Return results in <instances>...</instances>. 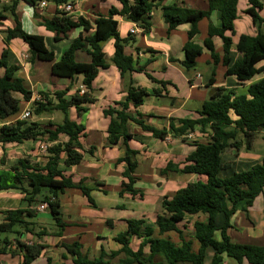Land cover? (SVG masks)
<instances>
[{
	"label": "trees",
	"instance_id": "16d2710c",
	"mask_svg": "<svg viewBox=\"0 0 264 264\" xmlns=\"http://www.w3.org/2000/svg\"><path fill=\"white\" fill-rule=\"evenodd\" d=\"M25 1L39 9L41 0ZM49 1L56 4L57 11L52 18H45V21L56 32V41L63 40L71 30L78 27H82L87 34L81 33L73 39L70 47L56 61L55 53L46 45L44 36L25 31L17 15L12 13L16 24L6 31V47L0 57V120L7 121L18 115L22 101L29 102L33 97V92L27 87L25 80L15 76L19 67L9 64L7 44L15 37L28 44L32 61L51 62L54 75L72 81L77 75H82V84L86 90L81 94L78 88L69 97L67 95L71 87L56 91L53 97L51 93L41 91L44 100L35 101L33 113L40 116L44 112L59 110L64 114L62 122L42 123L17 119L0 126V145L38 139L49 144L45 163H33L29 158H21L9 169L0 170V191L19 188L24 194L22 203L26 206L4 211L5 218L0 222V232H14L15 235L13 239L5 237L0 240V262L3 254H21L22 264H32L48 247L47 243L41 241L43 236H63L69 223L63 219L59 196L65 189H80L89 203L97 206L91 195L92 190L82 185V182L76 183L71 176L65 174L59 164L60 160L64 159L67 166H74L84 159L80 142L84 126L70 118L69 110L75 108L81 116L88 111L87 105L95 102L93 82L99 71L108 66L102 42L114 39L112 61L121 74L144 72L150 79L162 85L166 84L165 81L157 80L145 67L135 66L134 57L125 51L132 39L121 37L119 21L116 19V16H123L147 33L151 30V14L156 7V0H118L122 4L121 9L112 7L108 15L99 14L93 22L83 16L75 19L72 14L59 8L68 2H74L73 0ZM248 1L250 7L247 13L255 23L264 22L259 14L263 3L260 0ZM238 2L239 0H209L210 6L207 10L177 4L162 8L169 33L180 25H190L188 41L184 46V58L180 61L183 67L194 68L204 47L211 52L214 69L209 86L215 83L216 67L221 59L216 52L213 40L215 36H219L223 41L226 76H235L239 82H247L257 75L264 74V32L260 30L255 36L243 34L236 45L232 37L227 35L229 31L234 33ZM15 3L16 0L13 5ZM215 10L221 13V24L216 26L210 22L208 35L202 46L195 41L200 33L198 24L202 19L210 18ZM36 14L40 16L39 10ZM0 18H3L1 12ZM234 46L239 58L233 62L230 53ZM79 50L86 51L91 60L78 61L76 54ZM154 92L157 95L161 93L157 89ZM16 94H20L22 98ZM148 95L145 88L130 85L124 100L116 101L114 107L104 110L105 116L110 118L107 129L109 143L115 145L122 140L126 146V155L119 159V162L126 164L123 176L127 179L122 182L120 196L126 193L133 196L142 195L135 187L138 178L134 172L139 161L136 157L138 152L128 144V139L134 136L128 128L130 122L139 125L144 131L151 132L158 139H165L171 134L183 142H189L188 135L195 131L207 135L205 140H191L190 144L194 145L195 150L186 157L182 165L169 161L161 170L163 174L195 173L205 176L206 180L190 182L173 194L164 196L161 200L162 211L158 214L155 225L146 224L144 218L129 219L126 231L114 238L121 245L118 250L107 251L102 247L100 254L92 257L88 251L83 250L84 245L80 240L61 241L57 246L65 250L63 258L71 257L73 264H206L207 250L211 249L214 254L210 264H223L225 256L236 259L240 264L245 260L250 264H264V244L239 243L233 241L228 234L231 217L237 212L238 204L245 202L244 208L248 211L254 200L264 193V158L248 169L234 171L229 176L221 174L224 167L222 156L228 150L238 154L244 147L251 148L258 133L264 130V76L250 84L246 94L226 92L224 88L217 87L216 92L198 111V118H171L169 127L164 128L147 123L146 116L141 113L137 116L129 113L131 106H142ZM63 136L67 137L66 141L62 140ZM42 204L47 205L46 208L55 222L58 229L55 233H50L47 227H40L29 220L37 216L38 210L33 207ZM199 214L206 215L207 219L195 220L193 231H186V225L180 227L186 216ZM219 214L225 216V221L220 227L217 224ZM218 230L221 239L215 237ZM27 233L37 240L29 242L24 239L23 236ZM172 234H176L178 240H174ZM134 238L140 239L137 249L132 247ZM47 261V264H51L52 259L48 258Z\"/></svg>",
	"mask_w": 264,
	"mask_h": 264
},
{
	"label": "crops",
	"instance_id": "0c3cea01",
	"mask_svg": "<svg viewBox=\"0 0 264 264\" xmlns=\"http://www.w3.org/2000/svg\"><path fill=\"white\" fill-rule=\"evenodd\" d=\"M46 1L47 6L42 9L39 8L40 16H37L36 12L38 10L25 0H16L15 5H13L14 0H0V12L3 16V18H0V57L6 47V31L16 24L12 13L17 15L25 31L44 36L46 45L55 53L56 61L70 47L73 39L81 33L83 35L87 34L82 27H78L71 30L63 40L56 41L54 39L56 32L46 23L45 18H52L56 14L57 6L54 2ZM73 1L68 2L75 7L72 12L73 17L76 19L83 16L91 22L99 14L108 15L112 7L122 8V4L118 0ZM260 1L263 3V8L259 14L264 19V0ZM174 4L197 10H207L210 6L209 0H156V7L151 14V30L147 33H144L136 23L127 20L123 16H116L119 21L121 37L132 39L126 46L125 51L134 57L135 66L145 67L157 80L165 81L166 84L162 85L150 79L144 72L121 74L112 61L114 39L110 38L102 42L108 66L99 71L93 82L95 102L88 104V111L81 116L77 114L75 108L69 110L70 118L84 126L83 135L80 138L84 159L80 164L74 166H67L65 160L62 159L59 167L63 169L66 175L71 176L76 183L82 182V185L89 187L92 190L91 195L94 199L101 194H107L108 188L112 186L117 190L120 201L104 206L98 200H95L97 206L94 207L91 206L80 189H65L60 194L59 200L63 219L69 223V226L65 228L63 236L60 238L46 235L43 236V240L40 239L47 243L48 247L42 256L32 264H47V259L50 258L48 253L61 241L80 240L84 245L83 250L88 251L92 257L98 256L102 247L107 251L118 250L121 245L114 238L119 233L126 231L129 219L144 218L146 224L155 225L157 216L162 211L161 200L164 196L173 194L190 182L206 180L205 176L195 173L168 172L163 174L161 170L165 168L169 161L182 165L186 157L195 150L194 145L190 144L191 140H205L207 135L195 131L189 142H183L180 138H175L171 134L165 139H158L151 132L144 131L139 125L130 122L128 128L134 136L128 139V144L138 152L136 157L139 161V165L134 172V175L138 178L135 187L142 192V195L133 196L126 193L124 196H120L119 191L122 182L127 181V179L123 176L126 164L125 162H119V159L126 155V146L122 140L115 145L109 143L107 129L110 118L105 116L104 110L114 107L116 101L124 100L130 85L145 88L149 95L145 98L142 106L138 108L131 106L129 113L132 116L141 113L146 116L147 123L158 128H164L169 127L171 118H198V111L202 109L204 102L209 100L216 92L217 87L224 88L226 92L234 91L236 94H246L250 84L264 76V74L257 75L247 82H239L235 76H226L227 67L223 64V41L219 36L213 38L216 52L221 58L216 67L213 86L208 85L214 65L211 52L207 48L204 47L203 53L198 58V63L194 68L186 69L183 67L180 61L184 58V46L188 41L190 25L183 24L170 33L168 32V25L165 22L162 8ZM64 7L65 4L59 8L64 10ZM249 7L248 0H239L238 17L234 21V33L227 32V35L232 37L235 45L243 34L255 36L260 30L264 32V22L255 23L252 16L247 13ZM210 22L219 26L221 24V13L215 10L210 18H204L199 22L200 33L196 36L195 41L202 46H204V40L208 35ZM131 29H136V33L131 34ZM7 45L9 48V64L19 67L15 76L23 78L32 92H34V86L31 79L36 82L39 90L51 93L52 97L56 91L71 87L67 95L69 97L83 85L82 75H77L76 79L72 81L69 78L54 75L51 70V62L32 61L29 46L23 39L15 37ZM230 55L233 62L239 58L235 46ZM76 56L78 61L89 62L91 60L86 51L79 50ZM201 62L203 67L200 65ZM3 72L2 69L1 73ZM213 88L215 90L212 91ZM156 89L161 91L159 95L155 94ZM16 96L22 98L20 94H16ZM19 114L7 119V121L0 120V126L5 122H15L20 118ZM196 134L199 137H196ZM259 135L264 137V130L258 133L251 148L244 147L238 154L231 151V153L226 152L222 156V164L224 165L221 171L222 175L229 176L234 171L248 169L262 161L264 158V141L259 143ZM64 137L62 140L66 141L67 137ZM44 142V140L38 139L24 141L23 143L10 142L0 145V170L9 169L21 158H29L33 163H45L47 161L46 152L42 153L39 148L40 144ZM111 182L114 184H111ZM143 182L149 184V187H141ZM23 196L24 194L19 188L0 191V222L5 218L4 211L26 207L22 203ZM63 198L65 199L63 200ZM244 206L245 202L238 204L237 212L231 217V227L228 229V234L233 241L239 243L263 245L264 193L254 200L248 211L245 210ZM33 208L37 209L38 212L36 217L29 219L30 222L40 227H47L50 233L57 232L58 229L49 210L47 208L42 210L39 205ZM90 208H93V210ZM95 209H97V213ZM256 212L263 219L258 225L254 216ZM261 214L263 215L261 216ZM192 218L193 221H191ZM197 219L204 221L207 216L204 214L188 215L180 223V227L186 225V231L191 232L194 229V221ZM224 221V214H219L217 217L218 226H222ZM38 226H36L37 231L39 230ZM23 237L29 242L37 240L29 233ZM215 237L221 239L219 230L215 233ZM134 240L140 242V239L134 238L132 243ZM213 254L211 249L207 250L206 264H210ZM65 259L72 261L71 257ZM22 262L23 256L21 254L16 256L3 254L0 264H22ZM53 262L52 260L51 264ZM223 264L240 263L234 258L225 256ZM243 264L250 263L245 260Z\"/></svg>",
	"mask_w": 264,
	"mask_h": 264
},
{
	"label": "rangeland",
	"instance_id": "374dc122",
	"mask_svg": "<svg viewBox=\"0 0 264 264\" xmlns=\"http://www.w3.org/2000/svg\"><path fill=\"white\" fill-rule=\"evenodd\" d=\"M200 65H201V67H203V63L202 62L200 63ZM31 80H32L31 83L34 86L33 97H32L30 102L23 100L22 106H21V112L19 114L20 115L19 119L28 120V121H39V122H42V123H47L48 121L62 122L63 119H64V114H63L62 111H59V110H53V111H49V112H44L40 116H37V115H35L33 113V110H34L33 107H34L35 101H43L44 100V96L41 94V91H44V90H39V88L36 86V82L33 79H31ZM29 85H30V83H29ZM26 110H30L31 114H30L29 117L23 118L22 114ZM196 135H197L196 137H199L198 134H196ZM62 138L64 139L65 137L63 136ZM258 138H259L258 139L259 143H262L264 141V137L263 136L259 135ZM231 151L232 150H228L227 153H231ZM111 184H114V183L111 182ZM141 187H144V188L145 187H149V184L143 182ZM65 198H63V200ZM95 200L96 201L98 200V202L101 203L104 206H109L110 204H114V202H116V201H120L117 190L115 188H113L112 186H110L108 188L107 194H101L97 198H95ZM90 209L93 210V208H90ZM95 210H96V213H97L98 212L97 209H95ZM104 210L106 211V209H104ZM262 215L263 214H261V216ZM254 216L256 217V224L258 225L259 222L261 220H263V219H262V217H260V214L258 212H256L254 214ZM191 221H193V218L191 219ZM14 235H15L14 232H7V233L0 232V240L4 239L5 237H13ZM172 236H173L174 240H178L176 234H172ZM138 245H139V242L137 240H134L133 243H132V247L133 248H137ZM64 252H65L64 249L61 248L60 246H54L52 248V250H50V252L48 253V256H50V258L54 261L53 264H73L71 260L63 258V253Z\"/></svg>",
	"mask_w": 264,
	"mask_h": 264
},
{
	"label": "built area",
	"instance_id": "2783aa9c",
	"mask_svg": "<svg viewBox=\"0 0 264 264\" xmlns=\"http://www.w3.org/2000/svg\"><path fill=\"white\" fill-rule=\"evenodd\" d=\"M47 4L48 3H47L46 0H41L38 7L40 9H42V8L46 7ZM74 9H75V7H74V5L72 3H66L65 4V7H64V11L65 12H67L69 14H72ZM130 33H132V34L136 33V29H131ZM85 90H86V87L84 85H82L81 88H80V93H84ZM30 114H31L30 110H26V111L23 112L22 117L23 118H27V117L30 116ZM188 137L191 139L193 137V133H190L188 135ZM48 147H49V144L45 143V142L41 143L40 146H39L40 150L42 152H44V153L47 151ZM46 207H47L46 204H42V205L39 206V208L42 209V210L46 209Z\"/></svg>",
	"mask_w": 264,
	"mask_h": 264
},
{
	"label": "water",
	"instance_id": "95a60500",
	"mask_svg": "<svg viewBox=\"0 0 264 264\" xmlns=\"http://www.w3.org/2000/svg\"><path fill=\"white\" fill-rule=\"evenodd\" d=\"M215 90L214 88L212 89V91Z\"/></svg>",
	"mask_w": 264,
	"mask_h": 264
}]
</instances>
